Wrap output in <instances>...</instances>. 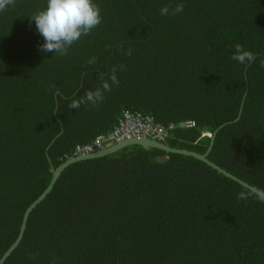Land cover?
I'll return each mask as SVG.
<instances>
[{
  "label": "trees",
  "instance_id": "16d2710c",
  "mask_svg": "<svg viewBox=\"0 0 264 264\" xmlns=\"http://www.w3.org/2000/svg\"><path fill=\"white\" fill-rule=\"evenodd\" d=\"M94 2L102 22L64 56L39 49L28 17L46 0L0 12V257L51 168L126 111L173 125L170 147L202 154L213 137L207 158L264 189V0ZM237 43L253 62L231 59ZM114 65L119 84L101 102L68 107ZM242 190L193 156L140 145L75 161L3 264H264V203L238 200Z\"/></svg>",
  "mask_w": 264,
  "mask_h": 264
},
{
  "label": "clouds",
  "instance_id": "9594fccd",
  "mask_svg": "<svg viewBox=\"0 0 264 264\" xmlns=\"http://www.w3.org/2000/svg\"><path fill=\"white\" fill-rule=\"evenodd\" d=\"M9 5L14 6L15 0H0V12L5 11ZM183 9L182 3H177L174 8L166 4L159 9V12L162 16L176 15L181 13ZM28 17L30 20H34L36 30L44 38V42L38 45L39 49L43 52L57 53L60 56L67 55L68 49L74 43L79 41L82 36L90 34L92 29L102 22L99 5L94 0H46L45 7ZM118 47L121 46L118 45ZM124 51L125 55H132V49L129 48ZM231 59L245 65L253 62L255 56L252 51L245 50L237 43ZM95 63L96 57L87 60L88 65ZM260 67L264 68V59H261ZM119 68L123 69L124 66L120 65ZM116 72L117 66L114 65L109 70L107 80L102 79L99 87L95 90H87L78 99L75 96L72 97L68 107L78 109L81 104L87 105L89 103L96 106L104 99V92L111 91L112 85L118 86L119 80ZM250 197L264 203V189L248 188L237 194L238 200H248Z\"/></svg>",
  "mask_w": 264,
  "mask_h": 264
},
{
  "label": "water",
  "instance_id": "95a60500",
  "mask_svg": "<svg viewBox=\"0 0 264 264\" xmlns=\"http://www.w3.org/2000/svg\"><path fill=\"white\" fill-rule=\"evenodd\" d=\"M213 144V137L211 138L209 147L207 149V151L205 153H197L194 151H190L187 149H180V148H174V147H170L169 145L165 144V143H160L148 138H144V137H133V138H129L126 140H123L121 142L115 143L111 146H107L105 148H102L100 150L91 152V153H86V154H80V155H76V156H72L70 158H68L67 160H65L62 164H60L57 168H51V172H52V178L49 182V184L46 186V188L26 207V209L24 210L23 216H22V220L20 223V228H19V232L17 234L16 239L10 244V246L6 249V251L2 254V256L0 257V264H3L4 261L6 260V258L12 253V251L18 246L24 230L26 228V223L29 217V214L31 213V211L35 208V206L40 203L46 196L47 194L50 192L51 188L53 187L54 183L56 182L57 178L59 177V175L61 174V172L64 170V168H66L69 164L75 162V161H79L82 159H88V158H95V157H100V156H104L110 153H113L116 150H119L125 146L128 145H140L143 148H157L166 152H172V153H178V154H182V155H187V156H193L194 158L203 161L204 163H206L208 166H210L211 168L215 169L217 172L223 174L224 176L238 182L239 184H241L243 187L245 188H257L251 184H249L248 182L240 179L239 177L235 176L234 174H232L231 172L225 170L224 168L220 167L219 165L213 163L212 161H210L207 158V154L211 149V146Z\"/></svg>",
  "mask_w": 264,
  "mask_h": 264
},
{
  "label": "built area",
  "instance_id": "2783aa9c",
  "mask_svg": "<svg viewBox=\"0 0 264 264\" xmlns=\"http://www.w3.org/2000/svg\"><path fill=\"white\" fill-rule=\"evenodd\" d=\"M194 122L187 120L178 124L179 127L189 128ZM173 125L163 126L147 114L139 112H123L116 126L107 135H99L88 144L77 145L72 156L91 153L107 146L133 137H144L164 143ZM206 135H210L207 133Z\"/></svg>",
  "mask_w": 264,
  "mask_h": 264
}]
</instances>
